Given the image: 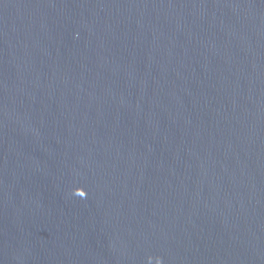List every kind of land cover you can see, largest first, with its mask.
<instances>
[{
	"label": "water",
	"instance_id": "1",
	"mask_svg": "<svg viewBox=\"0 0 264 264\" xmlns=\"http://www.w3.org/2000/svg\"><path fill=\"white\" fill-rule=\"evenodd\" d=\"M0 264H264V0H0Z\"/></svg>",
	"mask_w": 264,
	"mask_h": 264
}]
</instances>
